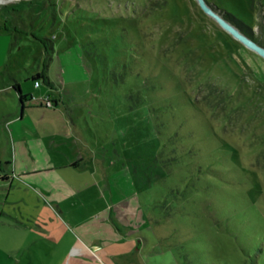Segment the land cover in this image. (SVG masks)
<instances>
[{"label": "rangeland", "instance_id": "obj_1", "mask_svg": "<svg viewBox=\"0 0 264 264\" xmlns=\"http://www.w3.org/2000/svg\"><path fill=\"white\" fill-rule=\"evenodd\" d=\"M205 1L264 48V0ZM7 22L6 64L33 97L43 66L83 72L48 109L74 132L51 155L77 166L24 179L39 154L0 135V264H61L94 231L98 251L145 264H249L264 248V58L197 0H7ZM17 110L0 93V125Z\"/></svg>", "mask_w": 264, "mask_h": 264}, {"label": "crops", "instance_id": "obj_2", "mask_svg": "<svg viewBox=\"0 0 264 264\" xmlns=\"http://www.w3.org/2000/svg\"><path fill=\"white\" fill-rule=\"evenodd\" d=\"M15 30V31H14ZM16 26H10L7 23L0 26V93L13 95L19 99V108L21 113L13 111L3 118L4 123L0 125V135H6L7 129L10 127L12 134L19 141L21 148L25 151H29L34 154H39L34 162L29 163L26 167L22 165L20 168V177H25L24 179H36L35 175L38 172L54 170L59 162L61 168H68L71 166H77V158H59L57 156L53 157L51 153L61 152L63 153L67 150L69 145L66 143V139L72 137L73 131H68L66 128V121L63 120L60 114L56 112H50L49 108H58L60 106V95L61 87L67 83L76 81L82 76L83 69L80 67H64L61 66V70L56 76L52 75V66H43L38 73L45 71L51 81V85L48 86L50 89L59 90V97H52L49 90L45 92L42 89V82L37 87L36 82L34 86L39 90L37 92V97H33L26 89L23 87L22 83L18 80L15 75L14 69L6 64V60L10 58L12 53L13 41H11L10 36L16 32ZM69 77H66V74ZM45 84V83H44ZM19 85L22 93L28 95V100L25 103V108L20 102V94L15 87ZM46 85V84H45ZM50 97L53 101V107H48L46 105L45 98ZM35 98V99H34ZM35 100V102L32 101ZM32 101V102H30ZM39 110V115L36 111ZM19 112V113H18ZM79 136V135H78ZM81 139V136H79ZM65 139V140H63ZM83 142V141H81ZM66 143V144H65ZM84 143V142H83ZM65 145V146H64ZM84 146V145H83ZM96 162V160H95ZM35 169L36 171H32ZM0 176H2L0 174ZM10 179L9 175H6ZM7 179V180H8ZM47 185V183H45ZM112 189V188H111ZM114 199L112 195V200ZM117 203H112L110 205L111 213H117ZM117 213L116 215H118ZM119 216V215H118ZM118 232H122L119 229ZM94 239L90 241L80 242L78 247L73 251V256H67L62 260L61 264H145L143 258L134 257V253L130 250L123 253L122 255L113 253L114 244L112 247H106L98 251L100 246L96 247V231L92 234ZM137 251V250H136ZM97 254V255H96Z\"/></svg>", "mask_w": 264, "mask_h": 264}, {"label": "water", "instance_id": "obj_3", "mask_svg": "<svg viewBox=\"0 0 264 264\" xmlns=\"http://www.w3.org/2000/svg\"><path fill=\"white\" fill-rule=\"evenodd\" d=\"M200 7L209 15L216 18V20L219 22V24L232 36L241 42H243L248 48L254 50L259 55H261L264 58V48L258 45L256 42H254L251 38H248L247 36L240 33L239 30H237L234 26L227 23L225 20L221 19L220 17H217L215 14L212 13V11L209 9V7L206 4L205 0H197Z\"/></svg>", "mask_w": 264, "mask_h": 264}, {"label": "trees", "instance_id": "obj_4", "mask_svg": "<svg viewBox=\"0 0 264 264\" xmlns=\"http://www.w3.org/2000/svg\"><path fill=\"white\" fill-rule=\"evenodd\" d=\"M231 10H228V13H231ZM230 15V14H229ZM238 21V20H236ZM240 22V21H238ZM33 80L35 82H40L41 80L48 86L51 85V81L45 71L37 73L33 76ZM19 94H20V102L22 103L23 107L25 108V103L28 100V95H24L20 89L19 85H15ZM2 179H7L4 176H0ZM264 239H262L261 244H263ZM250 262L249 264H264V248L262 246L254 248L253 252L249 251Z\"/></svg>", "mask_w": 264, "mask_h": 264}, {"label": "built area", "instance_id": "obj_5", "mask_svg": "<svg viewBox=\"0 0 264 264\" xmlns=\"http://www.w3.org/2000/svg\"><path fill=\"white\" fill-rule=\"evenodd\" d=\"M40 85V82H36V86L38 87ZM45 101H46V105L48 106V107H53L54 105H53V101L50 99V97H46L45 98Z\"/></svg>", "mask_w": 264, "mask_h": 264}, {"label": "bare ground", "instance_id": "obj_6", "mask_svg": "<svg viewBox=\"0 0 264 264\" xmlns=\"http://www.w3.org/2000/svg\"><path fill=\"white\" fill-rule=\"evenodd\" d=\"M7 0H0V3H5Z\"/></svg>", "mask_w": 264, "mask_h": 264}]
</instances>
